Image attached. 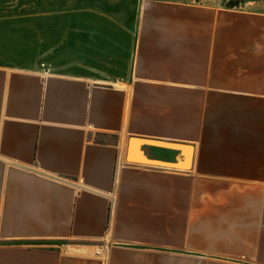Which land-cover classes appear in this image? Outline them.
Wrapping results in <instances>:
<instances>
[{
	"label": "crops",
	"instance_id": "crops-1",
	"mask_svg": "<svg viewBox=\"0 0 264 264\" xmlns=\"http://www.w3.org/2000/svg\"><path fill=\"white\" fill-rule=\"evenodd\" d=\"M126 6L0 66V264H264V15Z\"/></svg>",
	"mask_w": 264,
	"mask_h": 264
},
{
	"label": "rangeland",
	"instance_id": "rangeland-1",
	"mask_svg": "<svg viewBox=\"0 0 264 264\" xmlns=\"http://www.w3.org/2000/svg\"><path fill=\"white\" fill-rule=\"evenodd\" d=\"M142 0H0V66L35 69L53 66V53L68 30L91 15L137 12ZM264 15V0H198Z\"/></svg>",
	"mask_w": 264,
	"mask_h": 264
},
{
	"label": "water",
	"instance_id": "water-1",
	"mask_svg": "<svg viewBox=\"0 0 264 264\" xmlns=\"http://www.w3.org/2000/svg\"><path fill=\"white\" fill-rule=\"evenodd\" d=\"M151 144H154L156 146L164 147V148H172V149H180L181 146L177 144H171V143H164V142H151Z\"/></svg>",
	"mask_w": 264,
	"mask_h": 264
}]
</instances>
